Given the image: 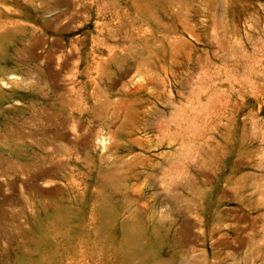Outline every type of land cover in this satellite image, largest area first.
Segmentation results:
<instances>
[{
    "label": "rangeland",
    "instance_id": "1",
    "mask_svg": "<svg viewBox=\"0 0 264 264\" xmlns=\"http://www.w3.org/2000/svg\"><path fill=\"white\" fill-rule=\"evenodd\" d=\"M0 264H264V0H0Z\"/></svg>",
    "mask_w": 264,
    "mask_h": 264
}]
</instances>
